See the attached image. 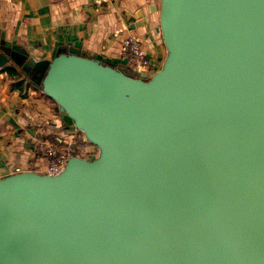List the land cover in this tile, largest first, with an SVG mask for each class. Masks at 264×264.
<instances>
[{"label":"water","instance_id":"water-1","mask_svg":"<svg viewBox=\"0 0 264 264\" xmlns=\"http://www.w3.org/2000/svg\"><path fill=\"white\" fill-rule=\"evenodd\" d=\"M160 1L151 75L0 34L98 150L0 178V264H264V0Z\"/></svg>","mask_w":264,"mask_h":264},{"label":"crops","instance_id":"crops-1","mask_svg":"<svg viewBox=\"0 0 264 264\" xmlns=\"http://www.w3.org/2000/svg\"><path fill=\"white\" fill-rule=\"evenodd\" d=\"M160 8V0H0V34L36 59L52 60L59 48L75 47L115 66H128L121 40L134 35L158 70L167 55ZM74 131L58 105L18 69L0 68V178L45 173V146Z\"/></svg>","mask_w":264,"mask_h":264},{"label":"built area","instance_id":"built-area-1","mask_svg":"<svg viewBox=\"0 0 264 264\" xmlns=\"http://www.w3.org/2000/svg\"><path fill=\"white\" fill-rule=\"evenodd\" d=\"M107 1L109 0H95L98 5ZM121 54L128 66L133 67L138 73L151 75L156 71L148 50L137 36L129 35L122 38ZM45 153L49 158V164L44 171L47 174L56 175L64 170L67 160L71 156H81L93 160L96 158L98 151L87 141L83 134L81 136L76 134L71 138L46 145Z\"/></svg>","mask_w":264,"mask_h":264},{"label":"rangeland","instance_id":"rangeland-1","mask_svg":"<svg viewBox=\"0 0 264 264\" xmlns=\"http://www.w3.org/2000/svg\"><path fill=\"white\" fill-rule=\"evenodd\" d=\"M76 134H78V135H82L83 133L80 131V130H78V129H76L74 132H71L70 134H68L67 132H65L64 134H63V138H65V139H67V138H71V137H73V136H75ZM94 146V145H93ZM95 147V146H94ZM96 149H97V147H95ZM98 151V150H97ZM4 156V155H3Z\"/></svg>","mask_w":264,"mask_h":264},{"label":"trees","instance_id":"trees-1","mask_svg":"<svg viewBox=\"0 0 264 264\" xmlns=\"http://www.w3.org/2000/svg\"><path fill=\"white\" fill-rule=\"evenodd\" d=\"M17 84H18V85H21V84H24V82H23V81H20V82H18Z\"/></svg>","mask_w":264,"mask_h":264}]
</instances>
